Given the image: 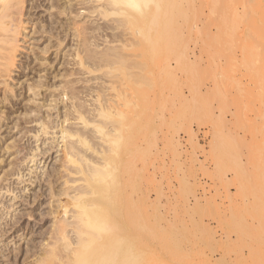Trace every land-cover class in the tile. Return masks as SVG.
Instances as JSON below:
<instances>
[{"label": "rangeland", "instance_id": "374dc122", "mask_svg": "<svg viewBox=\"0 0 264 264\" xmlns=\"http://www.w3.org/2000/svg\"><path fill=\"white\" fill-rule=\"evenodd\" d=\"M25 3L34 19L31 27L26 24L28 37L19 36L17 65L21 67H14L12 78H7L13 93L9 94V89L0 85V227L4 221L12 222L15 215L22 218L21 227L9 230L2 237H7L9 248L25 246L30 235L28 223L30 227L35 224L33 230L47 229L52 215L46 212L57 204L55 196L51 197L47 191L48 181L43 179L45 170L56 167L58 171L63 142L59 138L57 147L49 149L50 134L40 135L42 140L36 142L38 123H23V120L33 117L34 105L40 100L45 104L43 114L48 111L55 116L54 94L64 85L67 91L75 86L79 103L92 108L97 87L109 85L102 79L110 80L111 86L115 78L111 74L106 76L104 68L88 72L87 64H78L66 55L67 41L71 39L65 36L62 25L70 22L71 15L51 8L48 0ZM50 13L55 14V26H61L56 29L57 37H51L53 43L47 41V34L39 32L52 17ZM169 14L172 37L169 46L160 44L142 58L126 57L125 66L140 61L137 78L136 64L131 67L135 73L131 65L125 69L120 63L112 71V74L123 73L124 87L126 91L129 89L125 92L127 98L135 89L141 99L137 123L127 120L126 126L130 132L136 130L141 143L139 207L144 222L141 219L143 226L138 235H131L136 240L129 235L126 238L129 242H123L122 264H264V0H247L245 4L236 0H171ZM83 15L78 17L84 22L80 29L86 25L97 28L85 33V38L90 36L89 43L82 40V35L74 40L83 44L79 45L81 54L85 53L83 46L90 45L93 54L109 48L103 37L111 29L106 24L115 25L116 16L93 14L94 18L87 21L84 15L86 22ZM248 19L258 23L249 25ZM35 26L39 27L37 31L33 30ZM111 30L106 36L124 33ZM42 34L47 40L41 38ZM45 45L48 49L42 52ZM72 69L75 73L67 75ZM39 76L46 82L43 100L27 86ZM64 99L65 96L63 103L57 100L59 120L66 109L63 105L70 101ZM72 121L76 122L74 126L79 124L76 119ZM72 121L63 124L72 125ZM41 141L45 144H40ZM20 147L24 149L15 152ZM41 147L48 149L47 153L37 155L36 161H32L31 156L39 153ZM150 160L155 164V177H151ZM14 162L16 170L8 176L6 173ZM37 175H41L40 182ZM9 204L13 207L6 208ZM26 208V212L35 209L34 215L29 217L24 212ZM34 236L35 242H42L38 234ZM112 252L109 249L107 264H119Z\"/></svg>", "mask_w": 264, "mask_h": 264}, {"label": "bare ground", "instance_id": "6f19581e", "mask_svg": "<svg viewBox=\"0 0 264 264\" xmlns=\"http://www.w3.org/2000/svg\"><path fill=\"white\" fill-rule=\"evenodd\" d=\"M236 1L245 4L247 0ZM25 2L26 0H0V85L4 84L6 89H9V94L13 93L12 91L14 90L12 89L13 86L11 87V84L7 82L9 80H7V78L10 77V73L13 72L12 70L14 67H18L17 52L19 51V46H21L19 45L21 39L20 35H22V38L28 37L29 32H27L28 26H26V24H30V27L33 25L32 21L34 18L32 19V13L29 10L30 7L28 8ZM48 2L47 4H49L51 8L53 7L54 9L55 7L60 13L71 15L69 17L70 22L66 21L68 23L64 22L62 25L65 29V36H69L71 39L67 41L69 49L66 51V55L71 56L72 61L77 60L78 64H87L88 72L95 70L101 71V69L104 68L106 76L107 74H111L112 76L110 75V77L115 78L111 80V86H109L110 80L106 78L102 79L103 82H109V85L100 84L101 82L99 83L100 87H97L96 94L94 93L96 96V98H93L95 102L94 104L91 102L92 106L89 105L92 108L83 106L84 104H81V102L79 103V100H77L79 94L76 92L75 86H70L67 91L64 85L54 94L55 98H53V101L55 104L52 109L55 110V116L48 111L46 115L43 114L42 107L45 104L40 100L39 104L34 105L33 111L35 114L33 117L23 120V123L31 121L38 123L37 125H39V128L35 134L36 142L42 140L40 138L42 134L51 135L49 149L57 147L59 138L63 142V145H61L63 147L61 148L62 156H60L62 158H60V162L58 161L60 163L58 164L60 169L58 168L57 172L55 169L56 167L47 169L44 172L46 174L45 178H42L43 181H48L47 191L49 190L51 197L55 196L56 202L54 201V203L57 204H55V208L53 207V209L48 205L51 208H48L49 211L47 212L44 211V213L46 212L52 215L49 221L50 225L48 224L49 227L47 226V229L41 230L40 226V230H37L38 227L36 230H33L35 224L30 227L27 222L28 224L26 227L28 232H26L30 235L28 239L23 236L26 238L24 247L18 245L14 248L10 247L12 248L10 249L8 247L9 241L6 240L7 237L2 239L9 230L13 229V231H15L18 227H21L20 219L22 218L15 215L16 217L12 219V222L11 219L10 222H3L4 226L0 227V243L2 244V248L0 249V264H107L106 261L108 259L106 256L111 248L113 249L111 254L118 259L117 262L119 264H122L123 260L120 253L122 251L123 242H125L129 235L134 236L139 230H142V216L139 207V205H141L139 201L142 198L140 187L141 143L139 142L136 130L130 132L127 130L126 126L127 120H130L132 124L137 123L141 99L138 98L135 89L132 93L130 92V97L127 98L125 92L129 89L126 91L124 87L125 81L123 79V73L112 74V71L114 73L116 63H120L125 69L127 65H131H123V60H126L128 56H132V58L134 56L142 58V56L147 55L149 51L153 53L160 44H165L166 47L167 45L169 46L172 41L171 16L169 14L171 0H48ZM81 9L82 11H79ZM81 14L88 17L87 19L90 17L94 18L95 14L103 17L115 15V25L110 24V26H108L109 24H106L107 28L113 30L116 28L117 34H119L120 31H124V33L120 32V35L117 36L108 33L109 35L106 36L107 30L104 33L105 37H103V42H106L104 44H107L106 46L109 48L105 50L103 48L101 51L99 50V52L93 54L92 50L88 47L90 45L86 47L83 46L85 48V53L82 55V51H80L82 47H79V45L83 44H77L78 41L76 42L74 40L82 35V40L87 39L88 41L90 36L88 35L85 38V33H89L87 30L91 29L93 31L97 27L92 28L91 26L93 25H86L83 28L80 26L82 28L80 29L79 25L84 24L82 20H78ZM49 15H52V17L49 18L50 20L47 19V24L44 23L46 27L41 24L44 30H39V32L41 31L47 34V36H45L48 37V40L43 34L40 35L41 38L44 37L49 43H53V38L51 37H53V35L57 37L55 33L58 32V26L56 27L54 24L56 23L53 18L55 14L53 15V13H50ZM84 15L82 19H84ZM90 19L87 21H91ZM77 20L82 23L80 22L81 24H78L79 22ZM253 21L254 20H249L248 24H256V20ZM88 24L90 23L88 22ZM60 27L59 25L58 28ZM38 29L39 27L37 28V26H35L33 30L37 31ZM54 29L57 30L55 31ZM98 29L100 28L98 27ZM110 32H112V30ZM114 34L116 35V33ZM79 41L81 42V38ZM67 43L66 45H68ZM85 43L87 42L85 41ZM45 46L46 47L41 48L42 52H46L48 49V45ZM59 46H61V41ZM85 56H88L87 62L85 61ZM37 58L39 60L41 59L39 56ZM88 59H93V62L91 60L88 61ZM167 59L169 61L168 57ZM132 61L133 59L129 60V63ZM138 61L139 60H137V63L133 62L130 66V69H132L131 67L136 64V67L134 66L136 73L132 69L135 75L139 74L141 71V68H139L140 65H138L140 61ZM19 67H21V65H19ZM74 70H68L67 75H73L75 73ZM132 73L130 72V74ZM135 75L133 74V76ZM137 76L138 75H136L135 78H137ZM41 77L42 76H39L38 80H34L27 86L29 90H32L34 95H41V99L43 100L46 95L43 93L45 89H43V87L46 86V82H44ZM72 81H74V79H72ZM64 96V100H67V102L70 100L71 102L69 101V104L65 102L66 104H64L63 107H66V109L64 114H62L63 119L59 120L57 117H59L61 111L58 103L59 101L57 100L63 103ZM127 107H130V109ZM70 119L71 121L72 119H76L77 123H79L77 124L78 126L76 124V126H74V123H76L74 121H72L73 123L71 122L72 125L63 124L65 121H70ZM17 125L22 128L25 127L22 126V123H18ZM54 129L56 131H53ZM134 129H137L136 126ZM27 131H29V129L25 130V132ZM57 133H59V135H57ZM41 143L45 144V141H41L40 144ZM23 149L24 147L17 148L15 152H21ZM46 150L48 151V149L39 148V153L33 154L31 160L36 161L39 154L47 153ZM154 151L151 152L154 153ZM150 162L152 175L155 173V164L153 160H150ZM16 166L15 163V165L12 166L13 168L9 170L10 172L6 174L11 176L13 171L16 170ZM41 175L36 176L38 178L40 177L37 179L39 182L41 181ZM151 177H155L154 174ZM153 184L151 183V185ZM1 188L2 183L0 181V189ZM13 190L14 189H12V191ZM147 196L149 199V195ZM35 198L33 200H35ZM149 200L151 201V199ZM11 206L13 207L12 204H9L5 207ZM39 206L42 205L39 204ZM150 209L151 208H149V210ZM26 210L28 209L26 208L24 212H26ZM141 210L143 211L142 208ZM152 210H154V207ZM127 212H129L127 215L130 214L128 217H126ZM26 213L30 217L34 215L35 209H29V212ZM152 213L154 214V212ZM42 214L43 213L40 215ZM44 215L45 214H43V216ZM154 218L155 216L153 219ZM142 222H144V219H142ZM37 234L40 239H43L42 242L38 240L40 243L35 242L37 237L35 238L34 235ZM45 235L46 239L44 238ZM130 238L132 239L133 237L131 236ZM130 248L131 247H129V249ZM131 252L133 253V251ZM134 256L135 258L138 257L135 253Z\"/></svg>", "mask_w": 264, "mask_h": 264}]
</instances>
